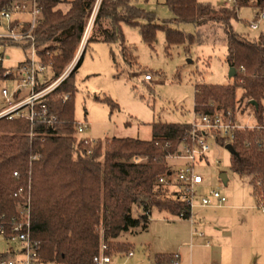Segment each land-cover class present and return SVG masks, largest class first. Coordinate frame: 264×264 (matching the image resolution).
<instances>
[{"label": "trees", "instance_id": "1", "mask_svg": "<svg viewBox=\"0 0 264 264\" xmlns=\"http://www.w3.org/2000/svg\"><path fill=\"white\" fill-rule=\"evenodd\" d=\"M14 1L0 0V10ZM93 1L39 0L42 20L34 31L35 47L38 59L49 65L51 79L73 57ZM164 4L172 17L157 23L155 13L137 7L133 0H101L86 46L117 43L125 61L131 63L134 56L125 44L122 25L138 28L147 44L162 31L167 45H190L196 35L171 27L172 23L220 24L226 37L225 60L235 68V76L227 84L197 85L194 111L221 108L234 112L237 101H245L255 121L263 123L264 33L248 39L236 33L230 22L242 6L264 9V0H234L231 6L220 7L198 0H164ZM7 43L18 46L0 38V45ZM111 56L115 61L112 50ZM80 62L81 57L67 79L47 96V117L56 119L54 129L39 120L31 125L25 118H0V226L10 234L13 219L29 205L30 240L44 264H94L102 241L112 247L124 246L116 242L118 236L144 230L152 209L189 215L185 204L171 199L158 183L161 176L171 173L166 158L187 141L189 124L153 122L149 140L112 137L92 147L77 141L72 98L73 75ZM4 70L0 61V81L7 79ZM238 88L242 91L237 99ZM63 93L69 94L65 101ZM217 142L224 146L222 140ZM233 147L231 170L251 176L253 195L264 199V130L237 131ZM19 188L22 193L15 196ZM133 206L140 209L137 216L132 215ZM6 256L0 253V258ZM156 260L160 262L161 256Z\"/></svg>", "mask_w": 264, "mask_h": 264}, {"label": "rangeland", "instance_id": "2", "mask_svg": "<svg viewBox=\"0 0 264 264\" xmlns=\"http://www.w3.org/2000/svg\"><path fill=\"white\" fill-rule=\"evenodd\" d=\"M133 1L137 7L155 13L157 23H163L172 17L164 0ZM198 1L214 7L231 6L234 2ZM99 4L94 0L89 11L84 30V33L88 30V36ZM257 13L264 14V9L256 8L252 4L240 7L237 18L230 22L233 30L248 39L257 38L260 33H264V18L259 22L258 29L249 27L250 22L258 19ZM171 27L194 33L197 40L190 45H167L164 32L158 31L156 40L147 44L142 40L138 28L122 25L125 44L134 56L131 63L125 61L119 44L90 42L86 46L88 37L84 39L83 33L73 57L65 64L60 74L73 59L81 57L73 75V119L74 122L89 125L80 135L93 139L91 144H87L89 147L112 137L149 140L153 122H190L193 118L197 85L227 84L232 81L228 75L230 67L225 60L226 37L220 24L207 23L196 27L192 23H172ZM2 30L3 26L0 24V31ZM3 49L4 54L9 56V60L4 62L5 66L16 65L29 56L31 50L22 45L11 46L8 43L4 44ZM111 50L115 61L112 60ZM145 74H150L152 80H144ZM2 86L11 87L12 83L7 80L0 81V88ZM241 91L240 88L236 90L237 99ZM234 112L238 123L255 122L253 109L245 106V101H237ZM74 136L78 141L79 136ZM209 143L207 157L195 166V170L203 176L201 192L219 189L227 197L239 193L250 195L251 176L234 173L230 168V153L225 146L212 141ZM166 161L171 169L181 165L180 159L167 157ZM221 174L227 175L225 181ZM171 190L172 187H169L168 193ZM139 212L140 209L133 206L132 215L137 216ZM189 221L188 218L152 209L144 230L123 232L116 242L124 243V246H110L109 264H158L156 257L160 253L179 251L184 254V249L190 244ZM19 245L17 240L7 239L0 234V253L11 248L15 251V254L6 253V258L17 259ZM128 249H132V255L124 252Z\"/></svg>", "mask_w": 264, "mask_h": 264}, {"label": "built area", "instance_id": "3", "mask_svg": "<svg viewBox=\"0 0 264 264\" xmlns=\"http://www.w3.org/2000/svg\"><path fill=\"white\" fill-rule=\"evenodd\" d=\"M233 2L234 0H229ZM100 0H97V4ZM257 20L249 23L253 30L258 29L259 22L264 18V14H256ZM42 20V10L39 0H16L11 5L0 10V24L3 30L0 31V38L7 39L17 45H27L30 54L14 66H5L3 76L12 83L11 87L2 86L0 88V118H25L31 125L37 120L42 121L48 127L54 129L56 119L47 117L46 100L49 93L53 92L70 75L77 64L78 59L68 65V67L57 77L51 79V69L49 65L38 59L34 31ZM84 39L88 37V30L84 33ZM4 44L0 45V61L3 63L9 60V56L4 54ZM145 80H151L150 74L144 75ZM69 97L68 93L61 94L63 101ZM189 133L187 141L182 142L178 149L167 157L182 159L185 161L176 169H171V173L161 176L158 183L167 190L168 196L177 201H181L189 209V215L182 211L178 216L187 217L193 224L192 210L196 207H219L227 202L226 195L219 189H209L207 193L201 192L203 186V176L195 170L196 164L205 159L210 150V141L218 143L222 140L224 145L231 144L235 139L237 131L244 130H264L263 123H238L235 119V112L216 108L207 113L193 112V118L188 123ZM89 125L84 122H74V135H78V141L84 144H91L93 139L80 136L88 129ZM248 145V142L245 144ZM18 176L17 172L13 173ZM259 185V182H258ZM169 187L172 190L168 193ZM22 193L19 188L15 196ZM260 209L264 211V205L260 204ZM193 233L200 236L203 234L193 229ZM0 234L7 239H15L20 243V257L0 258V264H43L40 260L36 245L30 240V219L29 205L20 210V217L13 219L10 234L0 226ZM110 246L102 241L98 254L93 258L94 264H109L111 256L108 255ZM117 250H115L116 252ZM127 255H132V249L125 251ZM169 264H180L178 253H173L169 258Z\"/></svg>", "mask_w": 264, "mask_h": 264}, {"label": "crops", "instance_id": "4", "mask_svg": "<svg viewBox=\"0 0 264 264\" xmlns=\"http://www.w3.org/2000/svg\"><path fill=\"white\" fill-rule=\"evenodd\" d=\"M180 160L181 164L185 163ZM249 194L226 196L227 202L219 207L192 210L194 223L189 221L190 244L184 254L177 251L180 264H264V211L259 206L264 205V199L253 195L252 186ZM193 229L203 235L193 233ZM20 251L21 247L19 257ZM4 253L15 254V251L11 248ZM172 254L160 253L162 260L156 262L169 264Z\"/></svg>", "mask_w": 264, "mask_h": 264}, {"label": "water", "instance_id": "5", "mask_svg": "<svg viewBox=\"0 0 264 264\" xmlns=\"http://www.w3.org/2000/svg\"><path fill=\"white\" fill-rule=\"evenodd\" d=\"M228 75L231 78L235 76V68L234 67H230ZM252 104L255 107H258V104L256 102H252ZM225 148L230 154H236V151H235L234 147L231 144H229V143L226 144ZM221 178L225 181L226 180V175L225 174H221Z\"/></svg>", "mask_w": 264, "mask_h": 264}]
</instances>
